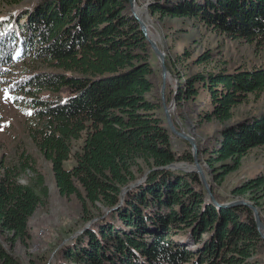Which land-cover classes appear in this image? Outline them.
<instances>
[{
    "label": "trees",
    "instance_id": "obj_1",
    "mask_svg": "<svg viewBox=\"0 0 264 264\" xmlns=\"http://www.w3.org/2000/svg\"><path fill=\"white\" fill-rule=\"evenodd\" d=\"M148 1L161 19L189 18L230 38L264 42V0ZM15 53L47 67L20 71L7 89L14 100L25 95L31 140L50 162L59 193L80 204L79 232L58 244L52 264H264L253 211L243 204L214 206L197 171L168 167L194 158L188 142L180 153L172 143L153 50L129 0H36L0 16V77L10 72ZM190 55L184 49L166 58V67L173 71ZM212 61L206 51L193 63ZM177 77L174 88L166 84V103L175 97L181 118L187 113L198 124H219L199 143L198 157L223 203L214 185L252 148L264 146V112L233 118L249 94L264 90V66H214ZM201 93L206 99L199 102ZM260 191L264 170L232 188L257 205ZM47 198L29 153L0 161V264H22L13 249L27 244L29 221Z\"/></svg>",
    "mask_w": 264,
    "mask_h": 264
},
{
    "label": "rangeland",
    "instance_id": "obj_2",
    "mask_svg": "<svg viewBox=\"0 0 264 264\" xmlns=\"http://www.w3.org/2000/svg\"><path fill=\"white\" fill-rule=\"evenodd\" d=\"M35 1L22 0L14 5L0 3V16L16 10L29 9ZM149 3L148 0H135V9L147 23L149 35L155 39L159 49L165 54V62L166 58L171 61L174 60L184 49L191 52L190 59L184 61L183 64L177 63L173 71L168 70L166 84H169V86L174 88L178 79L177 72L184 74L188 70V72L193 73L201 70H211L214 66L218 68L225 67L229 71H233L238 66L246 69L264 66V42L259 45L256 42L249 43L242 39L230 38L221 32L207 29L199 22L189 18L171 19L165 17L161 19L157 14L150 11ZM206 51L212 54L213 61L208 65L194 64V59ZM12 58L14 64L10 72L0 77L4 80L0 83V161L9 162L22 152L29 153L35 159L37 168L43 174L48 188L46 202L35 211L29 221L30 239H28L27 244L18 243L13 251L19 256L22 264H34L33 259H39L45 264H52L50 260L53 261L55 250L70 239L77 229L76 227L81 219L80 204L76 197H64L59 193L50 162L42 156L31 140L27 132L30 108L25 104L23 98L25 95L17 93L18 100H14L13 94L7 89L20 76V71L45 70L47 67L32 61L29 56L22 57L15 53ZM151 62L155 68L157 78L160 79L161 96L162 76L159 60L154 52ZM5 90H7V96ZM205 99V94L201 93L198 101ZM171 102L172 99L166 104L169 105ZM262 112H264V90L258 94H249L243 103L233 109V118L241 119ZM162 115L164 117L163 109ZM171 117L178 130L182 129L196 140L197 158L210 184L209 176L204 168L205 164L198 157V145L207 137L216 133L219 128L218 122L211 121L198 124L194 119L188 117L187 113L186 118L183 119L176 113V107L171 111ZM81 142V140L74 141L72 150L77 149ZM185 142L188 141L172 135V143L179 153L185 148ZM190 148L193 156L191 144ZM73 162L74 159L71 156L64 163V166L69 168ZM192 164L182 161L175 163L183 170L190 169L189 165ZM262 170H264V146H257L242 158L237 170L227 174L220 185H214L215 191L223 195V203L241 199L248 201L256 206L260 219L264 220V191L258 193V195L263 196L258 199L259 205L249 199L247 195L232 194V188L235 185ZM21 180L26 182L24 176H21ZM77 231L79 232V229ZM60 242L62 243L58 246Z\"/></svg>",
    "mask_w": 264,
    "mask_h": 264
},
{
    "label": "water",
    "instance_id": "obj_3",
    "mask_svg": "<svg viewBox=\"0 0 264 264\" xmlns=\"http://www.w3.org/2000/svg\"><path fill=\"white\" fill-rule=\"evenodd\" d=\"M129 2L131 5L132 14L137 19L139 26H140V29L143 31L144 36L146 37L147 41L150 43V46H151L154 54L157 56V58L159 60L161 76H162V86H161L162 109L164 112V117H165V122H166L167 128L170 131L171 135H173L177 138H180V139L187 140L192 146L194 163L192 165H189V168L197 171V173L199 174L200 180H201V182H202V184L206 190V193L209 197V200L214 206L221 207V208H227V207H230L233 205H238V204H243V205L248 206L253 211L257 230H258L261 238L264 240V224L260 219L259 212H258V209L256 208V206H254L253 204H251L248 201H245L243 199L235 200V201H231V202L229 201V202H225V203H220L215 199L213 192L211 190V186L207 180L206 174L203 171V169L199 163V160L197 158L196 140L193 138V136L186 133L182 129L178 130L175 127L174 122L172 120L171 111H173L176 107L175 97L172 98L171 104H169V105L166 104L164 90H165V86H166V77L168 74V69H167L166 64H165V54L159 49L155 39L149 35L147 23L142 19L141 15L135 9V0H129ZM168 167L183 169V168L176 166L175 163L170 164Z\"/></svg>",
    "mask_w": 264,
    "mask_h": 264
},
{
    "label": "snow or ice",
    "instance_id": "obj_4",
    "mask_svg": "<svg viewBox=\"0 0 264 264\" xmlns=\"http://www.w3.org/2000/svg\"><path fill=\"white\" fill-rule=\"evenodd\" d=\"M5 95L7 96V90H5ZM9 98H11V97H9ZM28 114H31V113H28Z\"/></svg>",
    "mask_w": 264,
    "mask_h": 264
}]
</instances>
